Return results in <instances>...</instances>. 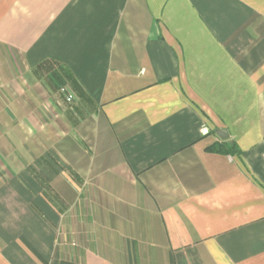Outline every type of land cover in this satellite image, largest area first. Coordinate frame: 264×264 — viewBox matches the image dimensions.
Returning <instances> with one entry per match:
<instances>
[{
  "label": "crops",
  "instance_id": "obj_1",
  "mask_svg": "<svg viewBox=\"0 0 264 264\" xmlns=\"http://www.w3.org/2000/svg\"><path fill=\"white\" fill-rule=\"evenodd\" d=\"M0 90V264H264V0H0Z\"/></svg>",
  "mask_w": 264,
  "mask_h": 264
},
{
  "label": "built area",
  "instance_id": "obj_2",
  "mask_svg": "<svg viewBox=\"0 0 264 264\" xmlns=\"http://www.w3.org/2000/svg\"><path fill=\"white\" fill-rule=\"evenodd\" d=\"M60 92L66 95V101L67 102H73L74 101V93L70 92L67 87H61ZM203 134H207L209 132V129L206 125H204L201 129Z\"/></svg>",
  "mask_w": 264,
  "mask_h": 264
},
{
  "label": "trees",
  "instance_id": "obj_3",
  "mask_svg": "<svg viewBox=\"0 0 264 264\" xmlns=\"http://www.w3.org/2000/svg\"><path fill=\"white\" fill-rule=\"evenodd\" d=\"M228 147H233V145H228ZM227 148L226 145H222V144H218V145H214L212 146V150H215V151H219V152H227V150L229 149Z\"/></svg>",
  "mask_w": 264,
  "mask_h": 264
},
{
  "label": "water",
  "instance_id": "obj_4",
  "mask_svg": "<svg viewBox=\"0 0 264 264\" xmlns=\"http://www.w3.org/2000/svg\"><path fill=\"white\" fill-rule=\"evenodd\" d=\"M219 135H220V137L223 138V139L227 138V136H228L226 130H221V131L219 132Z\"/></svg>",
  "mask_w": 264,
  "mask_h": 264
},
{
  "label": "rangeland",
  "instance_id": "obj_5",
  "mask_svg": "<svg viewBox=\"0 0 264 264\" xmlns=\"http://www.w3.org/2000/svg\"><path fill=\"white\" fill-rule=\"evenodd\" d=\"M1 91V90H0Z\"/></svg>",
  "mask_w": 264,
  "mask_h": 264
}]
</instances>
